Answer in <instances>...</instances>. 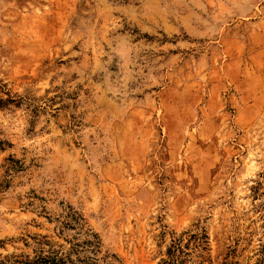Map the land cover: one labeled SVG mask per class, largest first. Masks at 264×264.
<instances>
[{
    "label": "rangeland",
    "instance_id": "1",
    "mask_svg": "<svg viewBox=\"0 0 264 264\" xmlns=\"http://www.w3.org/2000/svg\"><path fill=\"white\" fill-rule=\"evenodd\" d=\"M0 98V264H264V0H0Z\"/></svg>",
    "mask_w": 264,
    "mask_h": 264
},
{
    "label": "trees",
    "instance_id": "2",
    "mask_svg": "<svg viewBox=\"0 0 264 264\" xmlns=\"http://www.w3.org/2000/svg\"><path fill=\"white\" fill-rule=\"evenodd\" d=\"M2 103H3V99L0 98V104L2 105ZM193 237L195 239L197 238L201 244L207 243V240H206L207 236L204 233H198L196 236H195V234H193ZM181 243H182V240H179L178 242L174 243V245L172 246V249H170L173 254H174V252H177V251H179L181 253L183 252ZM61 261L62 260L57 258V256L51 257V258L40 257V260L35 261L34 264H38V263L39 264H61Z\"/></svg>",
    "mask_w": 264,
    "mask_h": 264
}]
</instances>
